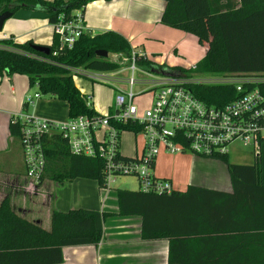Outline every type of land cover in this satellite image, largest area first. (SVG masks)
Segmentation results:
<instances>
[{
  "label": "trees",
  "instance_id": "trees-1",
  "mask_svg": "<svg viewBox=\"0 0 264 264\" xmlns=\"http://www.w3.org/2000/svg\"><path fill=\"white\" fill-rule=\"evenodd\" d=\"M92 1L0 0V12H16L23 7L40 10L50 14L48 21L52 23L60 13L68 16L80 10L83 15ZM163 1L160 23L194 34L202 45L207 43L205 56L193 69L159 65L146 56L137 58L139 64L181 74L264 71V0ZM33 43L0 40V77L4 73L26 75L29 86L36 84L42 94L65 101L68 117L92 111L74 84V70H113L119 63L97 57L95 51L126 55L132 48L124 36L112 30L85 32L71 49L60 48L53 36L46 55L34 51ZM191 90L207 104L222 105L235 97L233 87L225 84H192ZM131 126L126 123L119 127L130 131ZM8 128L11 136L18 137L19 123L9 122ZM119 157L132 158L124 154ZM212 158L226 164L231 191L192 184L183 192L173 189L168 194L115 188V213L82 207L52 210L49 229L20 216L4 197L0 202V264L61 263L63 246L98 245L103 238V222L110 215L139 216L142 239L168 240L166 264H264V156L251 164L229 162L227 154ZM78 177L96 180L103 188L102 161L72 154L67 139L52 133L45 139L40 180L63 182Z\"/></svg>",
  "mask_w": 264,
  "mask_h": 264
},
{
  "label": "built area",
  "instance_id": "built-area-1",
  "mask_svg": "<svg viewBox=\"0 0 264 264\" xmlns=\"http://www.w3.org/2000/svg\"><path fill=\"white\" fill-rule=\"evenodd\" d=\"M51 25L59 47L64 49L73 48L87 32L80 10L68 16L58 14ZM139 56L146 55L134 48L126 55L108 53L120 65L115 69L127 72L123 78L88 68L74 70L92 81L113 86V104L105 114L93 106L92 93L84 94L91 113H81L58 123L28 113L32 98H39L40 94L25 95V109L13 114L10 122L19 123L18 138L27 178L40 180L45 166V139L52 133L67 139L72 154L102 161L103 188H109L117 175L133 174L139 182L138 190L156 194L173 190L168 178L158 177L153 171L161 151L216 157L227 154L226 147L238 140L251 145L254 161L264 156V72H233L194 79L181 73L143 68L141 72L146 77H140L136 74ZM189 68H195V64ZM192 84L230 85L235 97L222 105L207 104L193 93ZM135 85L145 87L135 91ZM145 92L150 94L151 101L148 107L142 108L135 100ZM126 123L132 125L131 132L142 137V146L138 154L122 160L120 136L124 130L119 126Z\"/></svg>",
  "mask_w": 264,
  "mask_h": 264
},
{
  "label": "crops",
  "instance_id": "crops-1",
  "mask_svg": "<svg viewBox=\"0 0 264 264\" xmlns=\"http://www.w3.org/2000/svg\"><path fill=\"white\" fill-rule=\"evenodd\" d=\"M164 7L165 2L163 0H95L85 6L82 16L87 32L91 34L108 30L118 32L128 40L130 46L134 49H137L138 45L147 44L144 43L147 39L165 41L167 35L173 36V39L171 37L168 43L169 46L174 48L173 53L169 54L170 57L166 56L163 58L161 56L155 57L152 60L159 65L185 67L179 65V62L176 61H180L178 60L180 55L186 57V54L193 50L194 44L192 38H195L197 42L198 38L183 29L161 24L160 17ZM13 20L8 21L9 23L5 22L6 20L4 21L5 24L3 23V25L6 32L2 34V39L9 38L15 42L32 40L34 43L42 45L51 43L54 34L52 25L48 19L29 18L19 20L13 18ZM188 46L191 48L189 51L187 50ZM200 46L204 50L203 54L199 56V54L195 53V57L190 61H197L199 57L200 60L198 61H201L204 58L208 44L204 43L203 45L200 44ZM150 47L153 48V46ZM18 99H15L11 108L7 111L9 122L13 114L22 110L24 98L19 97ZM108 109H110L109 106ZM30 113H33V111H30ZM8 126L6 136L10 138ZM125 131L127 130L123 132ZM127 132L135 136L136 142H133L134 148L131 151L123 152L120 145V151L124 155L134 156L141 150L142 137L131 131ZM138 139L141 141L140 144L137 143ZM6 140L2 136L0 137V153L8 151L9 145ZM169 156L172 161L176 159L178 161L183 160L181 159L182 157H179L181 156L180 154H178V157ZM193 156L196 157H193V164L197 165L200 163L199 156ZM155 166L156 163H154L153 168L154 174L158 177L168 178L173 185V189L178 191H185L189 184L231 191L230 179L229 182L226 181L224 184H219V186H210L202 184V182H194L192 180L191 169L183 171L181 177L178 170H171L170 172L169 170H161L156 172ZM19 167L24 170L23 160L17 165L15 160L10 159L4 162L0 157V202L4 197H7L13 210L20 216L39 224L44 229H49L50 213L52 210L66 211V209L76 208L77 206L112 213L117 211L116 191H111V187H99L96 180L94 182L97 184V187L93 183H86L80 180L81 177L72 180L73 182L78 180L79 183L76 185L81 188L87 187L90 192L81 196L83 199H73L71 201L73 204L67 203L68 206H66L64 203L59 204V196L53 195L49 190V185L52 182L57 185L61 182L48 179L35 182L27 178L25 173H18ZM91 182H93V179ZM42 188L45 189L46 194L41 192ZM39 195L42 198H39L40 200L37 199L38 202L35 203L33 198ZM102 228L103 238L98 245L63 246V260L58 264H166L168 240L164 238L153 240L142 239L141 218L139 216L110 215L104 220Z\"/></svg>",
  "mask_w": 264,
  "mask_h": 264
},
{
  "label": "rangeland",
  "instance_id": "rangeland-1",
  "mask_svg": "<svg viewBox=\"0 0 264 264\" xmlns=\"http://www.w3.org/2000/svg\"><path fill=\"white\" fill-rule=\"evenodd\" d=\"M8 21H14V20L13 18H8L6 19L5 22ZM5 32L6 30L3 25L2 29L0 30V39H2V34ZM171 37L173 39V36ZM171 37L167 35L165 41L147 39L146 42H144L147 44L138 45L137 49L135 48V50L143 52L146 55V57L150 60H152L153 58L155 59V57H161V56L163 58H165L166 56L170 57L169 54L173 53V49H174L173 47L168 45ZM192 39L194 44L193 50H191V48L188 46L187 50L188 51L191 50L190 53L186 54V57H182L180 55L178 59L180 61H176L179 62L178 63L179 65L185 66L184 68H188V66L196 64L197 61L200 60L199 57L197 61L194 62L190 61L193 60V58L195 57V53H197V55L199 54L200 56L204 52L203 48L195 40V38ZM150 46H153V48H151ZM108 58L110 59V57ZM235 64H244V63L235 62ZM138 68L139 69L138 71H136V74H138V76L140 77L141 76L146 77V75L141 72V70H143V68L146 67L144 65L139 64ZM96 72L102 73L104 75L112 73L114 75H117V77H121V78H123L124 75L127 74V72H120L118 71V69L112 71H96ZM237 72H254V71L243 69V70H237ZM185 74L188 77L194 79L209 78L214 75L213 73L200 74L196 72H187ZM73 81L74 84L79 88V90H81V92H84L86 94L92 93L93 106L99 113L105 114L108 110V106L110 104H113L115 89L113 88L112 85L100 81H92L90 78H87L80 74L73 75ZM143 87L145 86L135 85L133 88L136 91ZM35 92H38L40 94V97L36 99L32 98L31 103L27 107V110H29L28 113H30V111H33L32 114L35 116L47 118L58 123H63L68 118L67 104L65 103V101L59 100L52 94H42L41 92H39L36 84L33 86H29L26 75H22V74L8 75L4 73V75L0 77V137L2 136L3 139L4 138L7 139L6 142L9 145L7 152L0 153V157L4 162L11 159V160H15L18 165V163H21L22 161V152H21L19 138L16 136H11L10 138L9 137L7 138L6 136L7 126L9 122V116L7 114V111L9 108H11V105L15 101V99L19 100L18 99L19 97L24 98L25 95L32 96ZM150 101H151L150 94L148 92H145L137 95L135 103L141 106L142 108H146L150 105ZM133 142L134 143L136 142L135 136L133 134H129L127 131L121 133L120 145L123 152L131 151V149L134 148ZM140 142H141L140 139H138L137 143L140 144ZM226 151L229 162L237 163V164H251L254 162V156L250 144L236 140L231 142L226 147ZM169 155L172 154H169L164 151H161L157 154L155 159L156 172L161 170H169V172L171 170L172 171L178 170L180 171V176L182 177L183 171H185L186 169H191L192 180L196 183L202 182V184L205 185L219 186V184H224V182L226 181L229 182L226 164L220 159L199 156L198 159L200 163L195 165L193 164L194 163L193 157L195 156H193L194 154L192 155V153L188 152V153L180 154L181 156L179 157H182L181 159H183L181 161L180 160L178 161L177 159L172 161L170 160ZM173 156L178 157V154L172 155V157ZM18 173L24 174L25 171L19 167ZM80 180L86 183H93L95 187H97L96 186L97 184L94 182V180L93 182H91L92 179L80 178ZM213 181H215V183H213ZM77 183H79L78 180L77 181L75 180L74 182L72 180L63 181L58 185L52 182L49 185L50 187L49 190L53 195L56 194L57 196H59L60 199L59 204L64 203V205L68 206V204H73V202H71L73 201V199L76 198L83 199V197L81 196L90 192V190L87 187L81 188L77 186L76 185ZM110 187H111V191L115 190V188L137 190L139 189V182L137 177L133 174H122L115 176V179L110 184ZM41 192H43V194H46L45 193L46 191L43 188L41 189ZM39 198L40 199L42 198L41 195L33 198L34 202L35 203L38 202L37 199Z\"/></svg>",
  "mask_w": 264,
  "mask_h": 264
},
{
  "label": "water",
  "instance_id": "water-1",
  "mask_svg": "<svg viewBox=\"0 0 264 264\" xmlns=\"http://www.w3.org/2000/svg\"><path fill=\"white\" fill-rule=\"evenodd\" d=\"M13 17L15 19L19 20H26L29 18H43V19H48L50 17L49 13L40 11V10H33V9H27V8H20L16 12L12 11H3L0 12V30L2 29L3 23L6 19ZM32 49L36 52L42 53V54H48L49 53V48L47 45H42V44H32ZM95 55L97 57L101 58H107L108 57V52L106 50H96Z\"/></svg>",
  "mask_w": 264,
  "mask_h": 264
},
{
  "label": "bare ground",
  "instance_id": "bare-ground-1",
  "mask_svg": "<svg viewBox=\"0 0 264 264\" xmlns=\"http://www.w3.org/2000/svg\"><path fill=\"white\" fill-rule=\"evenodd\" d=\"M51 24V23H50ZM75 75V74H74ZM34 100V99H33Z\"/></svg>",
  "mask_w": 264,
  "mask_h": 264
}]
</instances>
